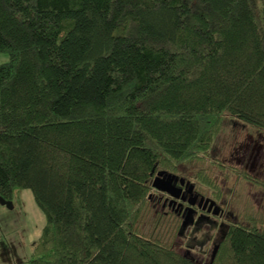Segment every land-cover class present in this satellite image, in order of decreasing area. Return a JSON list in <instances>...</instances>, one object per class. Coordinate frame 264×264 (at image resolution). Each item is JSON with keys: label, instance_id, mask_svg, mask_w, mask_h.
Returning a JSON list of instances; mask_svg holds the SVG:
<instances>
[{"label": "trees", "instance_id": "16d2710c", "mask_svg": "<svg viewBox=\"0 0 264 264\" xmlns=\"http://www.w3.org/2000/svg\"><path fill=\"white\" fill-rule=\"evenodd\" d=\"M0 52V199L45 219L28 264H264L249 199L207 263L138 227L187 162L231 208L204 160L226 119L264 134V0H0Z\"/></svg>", "mask_w": 264, "mask_h": 264}, {"label": "rangeland", "instance_id": "374dc122", "mask_svg": "<svg viewBox=\"0 0 264 264\" xmlns=\"http://www.w3.org/2000/svg\"><path fill=\"white\" fill-rule=\"evenodd\" d=\"M8 59L7 52H0V64ZM209 154V159L204 163L206 166L212 164L210 176L223 193H232L230 197L233 196L234 202L230 211L239 212L238 205L248 199L264 211V190L238 176L245 171L264 180V134L238 120L226 119ZM210 161H214V164L208 163ZM201 165L203 162H187L175 174L192 176ZM155 194L156 197L159 195L157 192ZM152 198L140 220V231L170 243L181 254H189L207 263L210 255L214 254L220 236L218 223L210 217L202 219L197 228L187 227V224L182 228L180 218L175 213H163L166 209H161L156 198ZM159 212H162L160 216ZM44 222V215L36 206L29 189H14L11 207L0 202V264H28L32 243L39 236Z\"/></svg>", "mask_w": 264, "mask_h": 264}, {"label": "flooded vegetation", "instance_id": "af4514ba", "mask_svg": "<svg viewBox=\"0 0 264 264\" xmlns=\"http://www.w3.org/2000/svg\"><path fill=\"white\" fill-rule=\"evenodd\" d=\"M171 185L178 188V190L174 189V194L171 191H160L153 188L155 191L153 193L157 192L159 195L156 197V194H154L152 199L155 197L157 202L160 203L161 209H166L163 213H175L181 220L182 228L183 225L185 226L186 224L188 225L187 227H196L202 219H209L212 217V220L218 223V229L221 230L219 238L224 236L229 223L234 220L230 209L218 204L215 198L205 195L204 191L196 188L191 180L183 176L172 178ZM190 186L192 187L190 188ZM206 198L208 201L213 200L214 205L218 206L217 214L213 213V208H210L209 202H205Z\"/></svg>", "mask_w": 264, "mask_h": 264}, {"label": "water", "instance_id": "95a60500", "mask_svg": "<svg viewBox=\"0 0 264 264\" xmlns=\"http://www.w3.org/2000/svg\"><path fill=\"white\" fill-rule=\"evenodd\" d=\"M175 174H172V173H167L166 171L164 170H161V171H158L154 177L152 178V182H151V185L153 188L155 189H158L160 191H171L173 194H174V189L178 190V188L176 187H173L171 185V179L172 178H175ZM181 182V180H180ZM192 186H190L191 188ZM0 202L1 203H5L7 205H10V207L12 206L9 202L7 201H4L2 199H0ZM205 202H209V206L210 208L212 207L213 208V213L214 214H217L218 213V206L217 205H214V201L213 200H210L208 201V199L206 198L205 199ZM216 248H217V245L215 246L214 248V252L216 251Z\"/></svg>", "mask_w": 264, "mask_h": 264}]
</instances>
